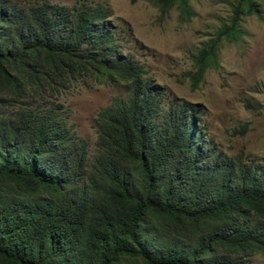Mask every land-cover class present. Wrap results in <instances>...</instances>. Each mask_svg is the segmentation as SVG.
I'll return each mask as SVG.
<instances>
[{"label": "trees", "instance_id": "trees-1", "mask_svg": "<svg viewBox=\"0 0 264 264\" xmlns=\"http://www.w3.org/2000/svg\"><path fill=\"white\" fill-rule=\"evenodd\" d=\"M180 22L191 0H150ZM229 23L202 43L193 89L237 42ZM104 4L0 0V264H250L264 256V160L217 151L199 111L145 78L129 29ZM128 84L79 137L61 96L80 82Z\"/></svg>", "mask_w": 264, "mask_h": 264}, {"label": "rangeland", "instance_id": "rangeland-1", "mask_svg": "<svg viewBox=\"0 0 264 264\" xmlns=\"http://www.w3.org/2000/svg\"><path fill=\"white\" fill-rule=\"evenodd\" d=\"M70 5L73 0H58ZM240 0H191L195 16L180 22L173 9L161 16L150 0H87L104 4L112 12L110 23L129 29L137 44L129 52L144 66L152 85L166 88L177 100L196 107L204 136L217 151L249 162L264 160V0L261 15L242 17V37L237 42L223 40L218 47V67L208 69L197 89L188 73H194L193 58L202 43L214 37L222 23H229L232 7ZM128 84L110 80L80 81L61 96L71 113L76 133L91 146L97 134L94 120L98 111L115 97H125ZM250 264H264L255 255Z\"/></svg>", "mask_w": 264, "mask_h": 264}]
</instances>
